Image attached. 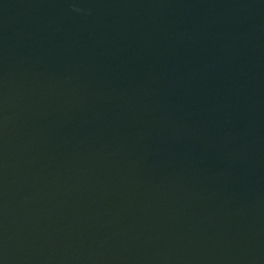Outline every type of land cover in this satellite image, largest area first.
<instances>
[{
    "label": "water",
    "instance_id": "water-1",
    "mask_svg": "<svg viewBox=\"0 0 264 264\" xmlns=\"http://www.w3.org/2000/svg\"><path fill=\"white\" fill-rule=\"evenodd\" d=\"M0 264H264V0H0Z\"/></svg>",
    "mask_w": 264,
    "mask_h": 264
}]
</instances>
